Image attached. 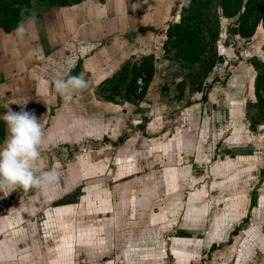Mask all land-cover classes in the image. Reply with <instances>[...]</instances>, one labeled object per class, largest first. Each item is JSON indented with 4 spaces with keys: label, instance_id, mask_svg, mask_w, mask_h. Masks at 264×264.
<instances>
[{
    "label": "rangeland",
    "instance_id": "obj_1",
    "mask_svg": "<svg viewBox=\"0 0 264 264\" xmlns=\"http://www.w3.org/2000/svg\"><path fill=\"white\" fill-rule=\"evenodd\" d=\"M78 1L0 0V25ZM182 13L161 56L132 73L146 84L156 74L152 86L165 90L143 106L131 98L122 116L102 96L96 119L90 109L59 108L53 122L65 129H44L66 141L41 149V165L75 184L77 218L62 229L79 236L89 259L264 264V63L249 58L264 47V0H191ZM70 115L85 136L72 134ZM34 192L43 191L20 196Z\"/></svg>",
    "mask_w": 264,
    "mask_h": 264
},
{
    "label": "crops",
    "instance_id": "obj_2",
    "mask_svg": "<svg viewBox=\"0 0 264 264\" xmlns=\"http://www.w3.org/2000/svg\"><path fill=\"white\" fill-rule=\"evenodd\" d=\"M182 17L181 0H82L44 10L42 18L36 19L23 37L17 35L18 26L0 25V147L7 136L2 119L7 107L14 111L24 107L37 116L44 128L63 130L62 121L55 125L53 122V113L59 108L60 114L68 116L69 108L90 109L95 111L92 114L96 119L98 96L112 107L109 112L118 110L115 116L127 114L126 109L131 108L123 104L133 97L141 106L152 101L165 90L164 84L159 89L152 86L155 74L151 80L146 79L147 84L143 79L144 85L140 86L138 79L143 76L135 78L133 69L141 66L142 59L161 56L162 40L171 26L181 23ZM76 75L87 80V89L71 95L55 91V79ZM122 91L125 100L117 105ZM70 98H74L71 103ZM153 108L150 115L161 107ZM72 118L70 115L72 134L74 128L85 136V127ZM45 134L47 143L66 141L63 134ZM79 138L73 135V141ZM45 159L41 152L39 164ZM71 185L75 184L63 181L56 192H34L22 198L23 188L0 192V264H119V252L104 259H89L84 245L78 242L79 236L63 232L69 217L77 218L79 197L75 191L76 202H55L72 192ZM35 189L26 192L31 194Z\"/></svg>",
    "mask_w": 264,
    "mask_h": 264
},
{
    "label": "clouds",
    "instance_id": "obj_3",
    "mask_svg": "<svg viewBox=\"0 0 264 264\" xmlns=\"http://www.w3.org/2000/svg\"><path fill=\"white\" fill-rule=\"evenodd\" d=\"M190 5L191 0H181L182 8ZM35 22L34 13L26 21L22 20L16 29L17 35L23 37L26 29L33 27ZM249 58L264 63V47L250 52ZM53 84L55 91L61 95H71L88 88V82L82 75L57 78ZM7 108L2 117L7 126V136L0 147V192L10 193L18 187L25 191L32 188L54 191L62 184L63 173L55 167L44 170L39 164L41 149L48 147L43 125L35 114L24 107L19 111Z\"/></svg>",
    "mask_w": 264,
    "mask_h": 264
},
{
    "label": "water",
    "instance_id": "obj_4",
    "mask_svg": "<svg viewBox=\"0 0 264 264\" xmlns=\"http://www.w3.org/2000/svg\"><path fill=\"white\" fill-rule=\"evenodd\" d=\"M77 201V194L75 191L70 192L60 200L56 201V205L71 204Z\"/></svg>",
    "mask_w": 264,
    "mask_h": 264
},
{
    "label": "built area",
    "instance_id": "obj_5",
    "mask_svg": "<svg viewBox=\"0 0 264 264\" xmlns=\"http://www.w3.org/2000/svg\"><path fill=\"white\" fill-rule=\"evenodd\" d=\"M138 84H139L140 86H143V85H144V80H143V78H139V79H138Z\"/></svg>",
    "mask_w": 264,
    "mask_h": 264
},
{
    "label": "trees",
    "instance_id": "obj_6",
    "mask_svg": "<svg viewBox=\"0 0 264 264\" xmlns=\"http://www.w3.org/2000/svg\"><path fill=\"white\" fill-rule=\"evenodd\" d=\"M82 1V0H81ZM79 2V1H78ZM75 3H77V2H75ZM248 3V2H247ZM247 3H245L246 5H247ZM244 14V11L241 9V16ZM11 27H13V26H16V25H10Z\"/></svg>",
    "mask_w": 264,
    "mask_h": 264
}]
</instances>
